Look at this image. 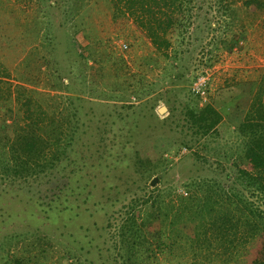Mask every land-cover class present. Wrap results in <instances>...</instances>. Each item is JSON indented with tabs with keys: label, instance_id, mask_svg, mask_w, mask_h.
I'll list each match as a JSON object with an SVG mask.
<instances>
[{
	"label": "rangeland",
	"instance_id": "1",
	"mask_svg": "<svg viewBox=\"0 0 264 264\" xmlns=\"http://www.w3.org/2000/svg\"><path fill=\"white\" fill-rule=\"evenodd\" d=\"M67 2L0 0V63L10 73L3 79L11 86L10 97L1 103L0 119L5 116L7 122L13 118L22 124L40 109L77 123L81 139L73 156L79 165L85 161L92 167L79 171L76 179L81 178L82 186L90 179L84 192L92 184L95 192L80 199V194L88 193L65 174L52 176L49 183L46 177L30 178L17 181L0 205L11 203L29 212L42 199L47 202L54 197L61 221L60 228H53L74 233L70 238L75 240L72 245L78 256L70 257L68 263L82 264L81 259L87 264H124L117 255L116 231L132 213L141 221V199L153 195L152 201L159 195L176 207L194 203L209 185L229 183L237 168H254L228 116L238 101L231 97L237 88H230L237 81L257 77L264 67V7L245 6L241 0H193L187 28L180 34L177 29L169 32L171 47L159 51L111 3L91 0L87 7L66 11ZM226 2L231 3L229 12L222 6ZM50 3L55 4L49 7ZM47 19L53 21L52 45L46 40ZM69 33L75 35L78 53L88 56L87 63L75 62V52L68 50ZM205 71L213 72L215 80L203 100L191 85ZM0 85L6 89L7 84ZM116 85L119 93L113 91ZM28 97L30 110L25 105ZM162 105L166 109L160 113ZM191 106L201 110L199 117L213 116L211 126L197 132L187 113ZM147 157L155 167L150 178L143 171L149 165ZM109 184V193L98 191ZM3 193L0 188V197ZM109 194L115 196L108 199ZM99 197L102 203L94 205ZM135 200L138 203L132 207ZM253 200L264 209L262 202ZM77 211L70 227H62ZM189 218L187 214L175 224L158 219L153 228L143 226L150 245L143 253V264L264 263L263 236L243 248L238 238V246L226 251L231 253L223 252L221 239L216 238H211L209 249L198 247L192 236L199 218ZM22 224L0 216V264H18V258L25 264H67L65 239L48 257H36V251H29L30 239L9 238L12 227L29 229ZM40 230L46 233V224Z\"/></svg>",
	"mask_w": 264,
	"mask_h": 264
},
{
	"label": "trees",
	"instance_id": "2",
	"mask_svg": "<svg viewBox=\"0 0 264 264\" xmlns=\"http://www.w3.org/2000/svg\"><path fill=\"white\" fill-rule=\"evenodd\" d=\"M89 1L91 0H68V2L66 0V11L76 7H87ZM105 1L111 3L115 11L130 17L159 51H167L171 47L172 41L168 36L169 32L177 29L180 34L181 29L187 28L193 10V7H191L193 0ZM241 1L245 6L257 5L261 8L264 7V0ZM54 4L50 3L49 7H53ZM222 6L224 11L226 9V12H229L232 8L230 2H226V5ZM51 28H53V21L47 19L46 40L52 45L54 44V36ZM68 42V50H73L76 54L75 62L82 61L81 63H83L84 59V62L87 63L88 56L84 57L79 54L74 47L75 35L70 34ZM81 63H79L80 66ZM9 75L10 73L0 63V82L7 84L5 90L0 87V110L4 107L1 103L10 97V83L3 79V77ZM81 75H83V72ZM234 87L237 89L233 90L235 92L231 97L238 99V101L234 105L231 104L233 107H231L228 117L230 121L235 123L236 131L243 141L244 153L253 161L254 168H237L233 172L232 180L229 183L209 185L205 195L194 203L187 202L185 205L176 207L171 202H165L159 195L154 196L152 201L150 199L153 195L141 199L144 202V207H142L144 213H140L142 216L141 221L139 222L136 215L132 213L122 220L116 231L118 238L116 244L117 255L124 264L145 263L143 253L148 252L150 245L145 241L147 237L143 226L153 228V221L158 219L161 221L168 220L171 217L170 214H172V218L169 219L171 224L181 221L187 214L190 218H199V223L194 226L192 236L198 247L209 249V245L212 244L211 238H216L221 239L223 252L231 253L226 251L238 246L235 243L238 238H240V245L243 248L252 239L264 237V209L253 200V198H256L264 204V67L257 77L237 81L230 89ZM5 91L6 94H4ZM113 91L119 93L120 86L116 85ZM25 105L26 109L30 110V97L26 99ZM40 106L39 104L36 108ZM35 111L22 124H16L15 122L18 120L13 119L12 114L10 115L11 122H7L5 116L0 119V127L3 130L0 134V188L1 192H4L0 197L1 200L17 181H27L30 178L38 180L46 177V181L49 183L52 176L65 174V176L73 178L79 184L81 178L76 179L78 172H82L84 168L92 167L85 161H82L83 164L79 165V160L76 159L75 154L73 156L75 145L81 139L80 134L77 132V123L71 122L66 116L61 119V116L57 118L55 114L47 112L45 114L40 109ZM200 111L197 106H191L187 111L192 119V124L194 123L197 126V132L203 131V128L211 126V123H213V116L199 117L198 113ZM201 114L204 115L202 112ZM208 120H211L209 124ZM147 159L149 165L143 171L145 177L150 178L155 171V167L154 164H151L150 158L147 157ZM90 181V179L85 181L83 186L79 184L81 192L86 190ZM94 188L95 186L92 184L84 192L88 195L82 197V193L79 198L86 200L87 197L93 196ZM110 188L111 184L102 187L98 191H108L109 193ZM117 188L116 193H118ZM110 194L108 199L115 196ZM114 198L117 199V197ZM137 201L135 200L131 206L135 207ZM157 201L158 205L155 206ZM54 203V197H51L47 202L42 199L29 212L11 203L8 205L1 204L0 216H3L6 221L8 219L17 222L23 221L24 224L22 225L29 227V229H23L22 231L12 227L8 231V237L12 239H30L31 249L29 251H36V257H48L47 255L52 253L51 251L56 247V244H59V241L67 240L63 245V251L66 253L67 264H70L68 263L69 258L78 256L75 247L72 245L75 240L70 238L74 233L70 231L58 233L56 231L60 228L58 223L61 219L58 212H55ZM100 203H102L101 197L95 200L94 205ZM221 203L222 205H219ZM156 208L159 209L158 213L155 212ZM170 210L171 213H169ZM22 212H25L24 215L27 217H22ZM43 212L46 215L42 216ZM78 215L79 212L77 211L68 221H63L62 227H70V222ZM45 224L46 233L40 230ZM54 225L57 226L56 230L53 228ZM49 230H54V233L49 234ZM86 236L89 237L88 234ZM89 239L91 240V238ZM82 248L84 246L80 247V249ZM80 262L87 264L86 261L81 259ZM17 263L25 264L19 258Z\"/></svg>",
	"mask_w": 264,
	"mask_h": 264
},
{
	"label": "built area",
	"instance_id": "3",
	"mask_svg": "<svg viewBox=\"0 0 264 264\" xmlns=\"http://www.w3.org/2000/svg\"><path fill=\"white\" fill-rule=\"evenodd\" d=\"M126 47V45H124ZM215 80L213 72L205 71V73L199 74L191 85V90L193 93L201 97L203 100L207 99V90L210 88V85ZM212 81V82H211Z\"/></svg>",
	"mask_w": 264,
	"mask_h": 264
},
{
	"label": "water",
	"instance_id": "4",
	"mask_svg": "<svg viewBox=\"0 0 264 264\" xmlns=\"http://www.w3.org/2000/svg\"><path fill=\"white\" fill-rule=\"evenodd\" d=\"M164 109H166V106L165 105H162L159 107L158 111L161 113ZM157 181V178H153L152 180V184H154L155 182Z\"/></svg>",
	"mask_w": 264,
	"mask_h": 264
}]
</instances>
